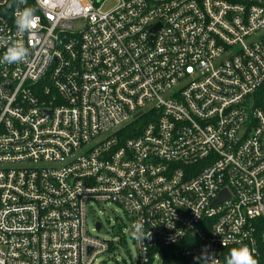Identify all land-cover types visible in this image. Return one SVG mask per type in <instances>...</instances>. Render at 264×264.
Here are the masks:
<instances>
[{
    "label": "built area",
    "instance_id": "built-area-1",
    "mask_svg": "<svg viewBox=\"0 0 264 264\" xmlns=\"http://www.w3.org/2000/svg\"><path fill=\"white\" fill-rule=\"evenodd\" d=\"M107 1L0 0V60L29 51L0 63V264H97L108 203L151 233L140 264H264V0Z\"/></svg>",
    "mask_w": 264,
    "mask_h": 264
},
{
    "label": "rangeland",
    "instance_id": "rangeland-1",
    "mask_svg": "<svg viewBox=\"0 0 264 264\" xmlns=\"http://www.w3.org/2000/svg\"><path fill=\"white\" fill-rule=\"evenodd\" d=\"M117 0H108L102 6L103 11L112 9L117 5ZM150 106L146 107V113ZM142 119L136 122L140 123ZM131 120L124 126H132L136 123ZM111 133L102 134L94 142L102 140ZM93 142V143H94ZM61 162L50 164L51 167H60ZM101 222L103 228L96 230V223ZM130 219L124 208L115 203L93 204L87 211V228L88 231L101 239L112 240V249L100 255L96 260L97 264H140L137 244L134 242L129 231ZM118 235V236H115ZM114 238V239H113ZM152 264H159L155 261Z\"/></svg>",
    "mask_w": 264,
    "mask_h": 264
},
{
    "label": "clouds",
    "instance_id": "clouds-1",
    "mask_svg": "<svg viewBox=\"0 0 264 264\" xmlns=\"http://www.w3.org/2000/svg\"><path fill=\"white\" fill-rule=\"evenodd\" d=\"M20 4H25L26 0H19ZM14 23L16 29L20 33L32 34L34 29L39 23V17L36 15V8L32 6H26L17 8L15 12ZM7 51L4 53L0 63L15 64L26 60L29 51L22 41L7 44ZM132 238L137 240H143L146 237L151 236L149 232L148 236L145 235L143 230V222L136 221L130 230ZM204 260L210 261L211 264H220L219 260L214 255L205 254ZM226 264H259V261L255 258L254 252L246 245L240 247H233L228 255L225 257Z\"/></svg>",
    "mask_w": 264,
    "mask_h": 264
},
{
    "label": "trees",
    "instance_id": "trees-1",
    "mask_svg": "<svg viewBox=\"0 0 264 264\" xmlns=\"http://www.w3.org/2000/svg\"><path fill=\"white\" fill-rule=\"evenodd\" d=\"M261 94H262V104H264V90L261 92ZM131 130H132V126L127 127V132L131 133ZM133 131H134V127H133ZM170 261H171L170 258H166L165 264H170Z\"/></svg>",
    "mask_w": 264,
    "mask_h": 264
},
{
    "label": "water",
    "instance_id": "water-1",
    "mask_svg": "<svg viewBox=\"0 0 264 264\" xmlns=\"http://www.w3.org/2000/svg\"><path fill=\"white\" fill-rule=\"evenodd\" d=\"M139 115H140V113L137 114V115H135V118L138 117ZM101 227H102V226H101V223L98 222V223H97V229L99 230V229H101Z\"/></svg>",
    "mask_w": 264,
    "mask_h": 264
}]
</instances>
